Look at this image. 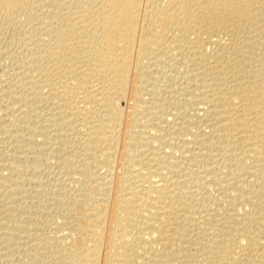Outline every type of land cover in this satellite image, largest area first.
<instances>
[{
	"label": "bare ground",
	"instance_id": "6f19581e",
	"mask_svg": "<svg viewBox=\"0 0 264 264\" xmlns=\"http://www.w3.org/2000/svg\"><path fill=\"white\" fill-rule=\"evenodd\" d=\"M0 264H264V0H0Z\"/></svg>",
	"mask_w": 264,
	"mask_h": 264
}]
</instances>
